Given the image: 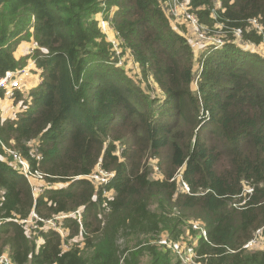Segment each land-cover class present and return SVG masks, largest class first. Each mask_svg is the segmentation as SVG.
Listing matches in <instances>:
<instances>
[{
    "label": "trees",
    "instance_id": "1",
    "mask_svg": "<svg viewBox=\"0 0 264 264\" xmlns=\"http://www.w3.org/2000/svg\"><path fill=\"white\" fill-rule=\"evenodd\" d=\"M166 1L0 0V77L28 58L41 71L27 99L14 96L24 109L0 118V256L11 264H182L162 237L193 246L200 264H264V0H188L207 32L224 34L197 49ZM111 7L122 54L151 75L154 97L105 42L95 16ZM30 39L31 55L16 59ZM5 149L43 174L37 198ZM99 163L113 173L104 187L87 178ZM78 209L81 225L66 217L67 237L42 231L38 246L6 220ZM259 230L263 249H244ZM78 235L83 245L63 250Z\"/></svg>",
    "mask_w": 264,
    "mask_h": 264
},
{
    "label": "built area",
    "instance_id": "2",
    "mask_svg": "<svg viewBox=\"0 0 264 264\" xmlns=\"http://www.w3.org/2000/svg\"><path fill=\"white\" fill-rule=\"evenodd\" d=\"M216 8H220V4L217 3V5H215ZM164 8L166 13H169L172 17H174L175 19H180V18H184L187 20H191L192 24L195 26H199L201 27V29L205 32H207V30L201 26L198 22V19L194 16V14H192L191 12H189V6H188V1L187 0H167L164 4ZM114 12V9L111 7L110 11L108 12L107 15V21L109 23V19L110 17H112ZM252 24L254 25V27L257 26V23L255 20L251 21ZM102 24L101 28H109V24ZM197 29H199L197 27ZM241 37V33L240 30L237 29L235 31V37ZM237 37V38H238ZM215 38V37H213ZM210 40V39H209ZM202 41H189V43L192 45V47L194 49H197L198 46L201 44ZM211 44L217 45L218 47H220L222 45V40L218 39V40H211ZM210 44V43H209ZM207 44H204V47ZM35 47V45H33L32 49ZM30 61L24 65L21 68H17V70L14 71H8L4 74V76L0 77V92L2 91V93L4 92V95L7 98H11L13 96L16 95V93H22V90L27 88V89H31L32 87H35L36 85H38L41 82V76L40 73L41 71L38 70L36 68L35 62L33 59H29ZM117 66H123L122 62L120 60H118L117 62ZM35 70L36 72L32 71ZM31 76H35L36 79L34 81H32V83L30 82L32 80ZM29 81V83H28ZM157 94H153L151 96H155ZM117 154H120L121 149L120 147L117 148ZM5 152L8 154L9 157H11L12 159V164L16 167V169L19 170V172L22 174V176L27 180V182L29 183L30 189H31V193H32V197L33 198H37L41 193H43V191L46 189V184L44 183V176L43 174H41L36 168H32L31 164L26 161L23 160L20 155L17 152H14L12 150L9 149H5ZM32 157L35 159L36 163L38 164L39 161L41 160V156L38 153H35L32 155ZM36 167V166H35ZM98 171L95 170V172L91 175H89L87 178L91 181H94L95 179L98 180L97 182V186H106L107 183H109L110 179L113 177L112 172H106L103 171L100 168V163L97 165L96 168ZM112 174V175H111ZM98 177H97V176ZM99 177L101 179H99ZM43 181V185H39L38 183H41ZM182 185L186 186L185 183L182 182ZM185 192H189L185 191ZM246 193H250L251 190L250 189H246L245 191ZM103 196L106 197L107 199H111V191L107 190V191H103L102 192ZM81 212L82 209H78L75 212L69 213V214H60L56 217H53L52 219H48V220H43L42 218H40L35 212L34 210L31 211L30 215L27 218L24 219H6V220H12L18 224H20L21 226L24 227V231L27 237L29 238H34L36 240V244L37 246L40 245L41 242V237L40 232L42 231H47V230H54L56 231L58 234H60V236H62L63 238H66L68 235L67 230H65L62 226H61V222L64 218L66 217H73L75 218L79 224L81 225ZM74 215V216H72ZM2 222V220H0V223ZM192 229L194 230H199L201 235L203 237H205L206 233L205 231L200 227V225L198 224H193L192 225ZM261 231H257L256 235L253 239L249 240L246 244L243 245V248L246 250H252L254 249L257 245L262 246L261 249H263V242H262V238L260 237ZM64 235H66L64 237ZM68 242V241H67ZM158 245H161L167 249H169L173 254L177 255V257L179 258V260L181 261L182 264H200L197 259V255L194 252V248L193 246H188L185 245L183 243H180L178 241L173 242L170 241L168 238L166 237H162L157 241ZM63 250H68L70 249V245L67 248V243L65 245H62ZM0 264H11V260L8 257V255L6 253L2 254L0 256Z\"/></svg>",
    "mask_w": 264,
    "mask_h": 264
},
{
    "label": "rangeland",
    "instance_id": "3",
    "mask_svg": "<svg viewBox=\"0 0 264 264\" xmlns=\"http://www.w3.org/2000/svg\"><path fill=\"white\" fill-rule=\"evenodd\" d=\"M217 3H218L217 0H215L214 4L217 5ZM167 15L171 18L174 26L177 27V30L180 33H182L183 35H185L189 41L196 42L197 40L198 41L200 40V41H202L200 45H204L205 43L206 44H209V43L211 44L212 43L211 40H218V39L222 40V38L224 37L223 33H211V32H205L204 33V31L201 29V27L196 26V28H195V26L192 24L191 20L184 19L183 17L177 20L174 17H172L169 13H167ZM95 19H96V21H98V25H99L100 31L104 35V39H105L106 44L107 45L108 44L111 45V49H112V51L115 52V56L118 58V60H120L122 62V65H124V67L126 69V73L128 75H130L131 77H133V79L137 83L140 84L142 89L146 90L147 93H149L150 95L159 94L161 91L159 90V88L154 83L151 75L149 73L143 74V72H141L140 67L138 66V64L132 58V55L130 54L129 50H126L125 53L122 54V49H120L119 41L116 38L115 33L112 31V29L110 27V23H108L106 16L104 14H97L95 16ZM107 23L109 24V28L108 29H106V28L102 29L101 28L102 24H107ZM197 27L199 29H197ZM213 37H215V38H213ZM237 37L238 36H236V38ZM240 39H241V37L237 38V40H240ZM33 45H35V43H34V41L32 39H30L29 41H25L24 40L23 42H21L17 46L16 50L14 51V53H13L14 57L16 59H19L21 57H26V56L31 55ZM262 46L264 47V42H263ZM262 52H264V49H263ZM29 61L30 60L28 58L26 60V64ZM33 72H36V71L33 70L32 74H33ZM31 78H32V80L30 82L32 83V81H34L36 79V77L35 76H31ZM28 83H29V81H28ZM28 91H29V89H27V88L22 90L21 94H22V97L24 96L22 98L23 100L27 99ZM14 99H15L14 96L11 97V98H7L4 95V92H3L2 97H0V105L8 104V105H10L9 108L12 107L14 109L13 113H15V114L12 113V117H14L13 119H15L16 115L18 114V112H16V111L21 112L24 109L21 106L20 101H14ZM9 120H12V119H9ZM2 121H4V120H2ZM29 145L30 144H27L28 147H29ZM156 162H157V160L154 159L149 164L151 166V168H152L151 172H150V175L152 177H154V178H156L157 176L160 175V170H159V167L156 165ZM96 171H98V170L96 169ZM99 179H101V178L99 177ZM175 181L177 183L178 190H180V191H188L189 190V186L188 185H186V186L182 185V179L180 178L179 175L176 176V180ZM92 182H93L94 186H97L98 180L95 179ZM44 183L46 184L45 180H44ZM38 184L39 185H43V181L41 183H38ZM56 186H58V185H56ZM110 198H112V192H111ZM72 216H74V215H72ZM65 236L66 235H64V237ZM83 240H84V238H81L79 235L74 237L73 239H68L67 248H68L69 245H70V248L73 247V244H79V245L82 246L83 245ZM120 243H121V241L118 240V244H120ZM261 248H262V246L257 245L251 251H255V250H259L260 251V250H262Z\"/></svg>",
    "mask_w": 264,
    "mask_h": 264
},
{
    "label": "crops",
    "instance_id": "4",
    "mask_svg": "<svg viewBox=\"0 0 264 264\" xmlns=\"http://www.w3.org/2000/svg\"><path fill=\"white\" fill-rule=\"evenodd\" d=\"M6 104V103H5ZM10 105L6 104V105H0V117L2 120L5 119H13L14 117H12V113H13V108H9ZM19 113V111H16ZM15 114V113H13Z\"/></svg>",
    "mask_w": 264,
    "mask_h": 264
}]
</instances>
